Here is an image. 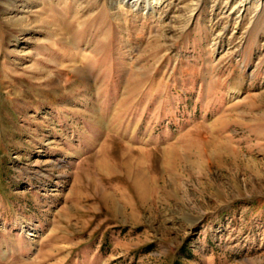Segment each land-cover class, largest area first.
<instances>
[{"label": "rangeland", "instance_id": "rangeland-1", "mask_svg": "<svg viewBox=\"0 0 264 264\" xmlns=\"http://www.w3.org/2000/svg\"><path fill=\"white\" fill-rule=\"evenodd\" d=\"M129 6L0 0V264H264V0Z\"/></svg>", "mask_w": 264, "mask_h": 264}, {"label": "bare ground", "instance_id": "bare-ground-1", "mask_svg": "<svg viewBox=\"0 0 264 264\" xmlns=\"http://www.w3.org/2000/svg\"><path fill=\"white\" fill-rule=\"evenodd\" d=\"M123 3V6H129L131 10L133 8L138 7L139 9H144V10H149L151 13L156 12L165 2L166 0H117V3ZM198 4H195L196 8L193 9V14L194 15L195 11H197ZM250 3H246V6H243V9L245 12L249 9L248 6ZM236 9V8H235ZM233 9L232 11H234Z\"/></svg>", "mask_w": 264, "mask_h": 264}]
</instances>
